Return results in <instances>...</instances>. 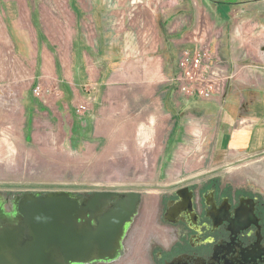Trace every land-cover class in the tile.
Segmentation results:
<instances>
[{
    "label": "crops",
    "instance_id": "0c3cea01",
    "mask_svg": "<svg viewBox=\"0 0 264 264\" xmlns=\"http://www.w3.org/2000/svg\"><path fill=\"white\" fill-rule=\"evenodd\" d=\"M73 2L82 25L74 46L79 64L73 69L84 79L78 75L82 89L63 101L62 111L72 133L78 109L85 107L80 125L86 151L160 147V163H165L171 160L166 150L191 143L189 135L203 122L211 126L216 147L233 153L264 151V0H201L207 10L202 21L192 0ZM19 42L9 25L4 30L0 24V128L9 129V116L19 119L25 141L36 93L33 68ZM202 47L219 58L217 73L229 77L220 99H186L175 92L172 77L180 52ZM43 52V66L52 68L51 53ZM64 74L72 82L73 71ZM32 123L36 126L35 118ZM158 132L165 134L156 141Z\"/></svg>",
    "mask_w": 264,
    "mask_h": 264
},
{
    "label": "rangeland",
    "instance_id": "374dc122",
    "mask_svg": "<svg viewBox=\"0 0 264 264\" xmlns=\"http://www.w3.org/2000/svg\"><path fill=\"white\" fill-rule=\"evenodd\" d=\"M72 1L0 0V24L4 30L9 25L10 33L20 41L26 64L33 68L34 94H37L35 110L29 111L25 141L18 127L19 119L9 116V129L0 128V194L8 198L19 192L65 189L87 195L108 185L126 186L123 190L138 186L167 187L185 177L215 169L220 171L222 180L248 184L264 194V151L233 153L216 147L207 122L195 126L194 133L189 135L193 138L191 143L167 149L166 155L171 157L167 159L171 160L166 159L165 163H160L164 154L160 147L122 153H90L84 149L87 139L80 122L84 123L85 113L78 114L79 123L74 119L69 133L70 123L64 120L62 111L63 101L73 99L74 91L82 89L78 75L84 79V74L77 75L73 69L79 64V51H74V46L79 44L82 25ZM192 2L198 21H202L201 14L207 10L201 0ZM208 2L215 14L214 3ZM45 48L52 54H49L52 68L43 66ZM68 70L73 71L72 82L65 77ZM34 118L36 126L32 123ZM164 134L154 133L156 141ZM148 158L156 162L147 164L144 160ZM151 192L144 195L155 196L159 191Z\"/></svg>",
    "mask_w": 264,
    "mask_h": 264
},
{
    "label": "flooded vegetation",
    "instance_id": "af4514ba",
    "mask_svg": "<svg viewBox=\"0 0 264 264\" xmlns=\"http://www.w3.org/2000/svg\"><path fill=\"white\" fill-rule=\"evenodd\" d=\"M219 170L153 190L110 261L83 264H264V194L222 180Z\"/></svg>",
    "mask_w": 264,
    "mask_h": 264
},
{
    "label": "water",
    "instance_id": "95a60500",
    "mask_svg": "<svg viewBox=\"0 0 264 264\" xmlns=\"http://www.w3.org/2000/svg\"><path fill=\"white\" fill-rule=\"evenodd\" d=\"M125 187L108 185L87 195L65 189L8 198L0 194V264H83L116 258L141 203L135 190L140 186Z\"/></svg>",
    "mask_w": 264,
    "mask_h": 264
},
{
    "label": "built area",
    "instance_id": "2783aa9c",
    "mask_svg": "<svg viewBox=\"0 0 264 264\" xmlns=\"http://www.w3.org/2000/svg\"><path fill=\"white\" fill-rule=\"evenodd\" d=\"M219 58L208 48L182 50L177 60L173 82L176 93L186 99L200 97L210 101L224 95V85L228 76L217 73ZM85 107H79L83 113Z\"/></svg>",
    "mask_w": 264,
    "mask_h": 264
},
{
    "label": "bare ground",
    "instance_id": "6f19581e",
    "mask_svg": "<svg viewBox=\"0 0 264 264\" xmlns=\"http://www.w3.org/2000/svg\"><path fill=\"white\" fill-rule=\"evenodd\" d=\"M3 203V201H2V198L0 197V204H2Z\"/></svg>",
    "mask_w": 264,
    "mask_h": 264
}]
</instances>
